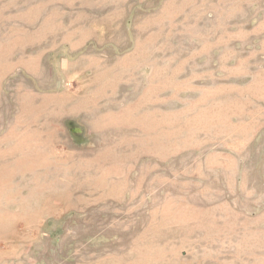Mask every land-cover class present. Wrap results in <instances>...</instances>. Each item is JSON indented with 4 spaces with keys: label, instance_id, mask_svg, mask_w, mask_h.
Instances as JSON below:
<instances>
[{
    "label": "rangeland",
    "instance_id": "1",
    "mask_svg": "<svg viewBox=\"0 0 264 264\" xmlns=\"http://www.w3.org/2000/svg\"><path fill=\"white\" fill-rule=\"evenodd\" d=\"M0 264H264V0H0Z\"/></svg>",
    "mask_w": 264,
    "mask_h": 264
}]
</instances>
